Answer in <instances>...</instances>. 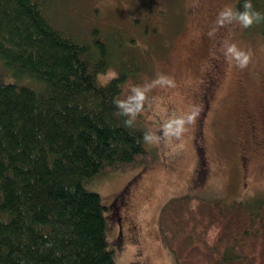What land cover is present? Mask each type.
Instances as JSON below:
<instances>
[{"label": "trees", "instance_id": "obj_1", "mask_svg": "<svg viewBox=\"0 0 264 264\" xmlns=\"http://www.w3.org/2000/svg\"><path fill=\"white\" fill-rule=\"evenodd\" d=\"M53 5L0 0V61L32 83L0 84V264H115L108 207L86 185L149 162L145 131L114 104L138 67L120 38L97 28L91 39L67 36ZM253 7L264 12V0ZM247 28L264 35V20ZM115 64L119 75L101 82ZM160 230L177 264H264V201L172 198Z\"/></svg>", "mask_w": 264, "mask_h": 264}, {"label": "rangeland", "instance_id": "obj_2", "mask_svg": "<svg viewBox=\"0 0 264 264\" xmlns=\"http://www.w3.org/2000/svg\"><path fill=\"white\" fill-rule=\"evenodd\" d=\"M52 3L50 18L67 36L91 39L97 28L113 43L120 38L124 58L138 67L121 97L131 85L160 73L174 80L173 86L151 88L134 117L138 128L160 136L145 141L149 162L101 173L86 185L108 207L106 235L115 264H177L160 230L162 209L172 198L220 199L252 208L264 201V35L238 22H216L221 9H237L239 0ZM225 40L250 51L246 67L225 59ZM119 72L113 66L99 79L108 82ZM7 82L32 84L0 61V84ZM192 105L198 114L180 136H164L162 124Z\"/></svg>", "mask_w": 264, "mask_h": 264}, {"label": "clouds", "instance_id": "obj_3", "mask_svg": "<svg viewBox=\"0 0 264 264\" xmlns=\"http://www.w3.org/2000/svg\"><path fill=\"white\" fill-rule=\"evenodd\" d=\"M264 20V12L259 11L253 7V0H243V7L241 9H234L232 7H225L217 14V24L226 25L238 22L242 27H249L253 23H258ZM222 52L228 62L235 63L239 68L246 67L251 59L250 51L241 48L235 41L225 40L222 44ZM173 86L174 80L172 77L160 73L151 81L144 84H133L130 86L128 92L120 98L114 100L119 113L126 117L125 124L131 125L135 115L142 110L147 92L154 86ZM198 114V106L192 105V110L184 115H173L169 117L162 124V131L164 136H180L185 130L186 122H191ZM160 136L153 132H145L144 140L152 143L157 141Z\"/></svg>", "mask_w": 264, "mask_h": 264}, {"label": "flooded vegetation", "instance_id": "obj_4", "mask_svg": "<svg viewBox=\"0 0 264 264\" xmlns=\"http://www.w3.org/2000/svg\"><path fill=\"white\" fill-rule=\"evenodd\" d=\"M254 126H255V124H254ZM250 132H251V134H252V132H254V129H253V124L250 126ZM253 136V135H252ZM251 136V137H252Z\"/></svg>", "mask_w": 264, "mask_h": 264}]
</instances>
